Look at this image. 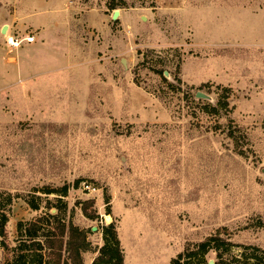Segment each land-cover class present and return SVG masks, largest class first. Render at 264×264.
Segmentation results:
<instances>
[{
	"label": "rangeland",
	"instance_id": "rangeland-1",
	"mask_svg": "<svg viewBox=\"0 0 264 264\" xmlns=\"http://www.w3.org/2000/svg\"><path fill=\"white\" fill-rule=\"evenodd\" d=\"M10 1L20 13L23 1ZM72 2L74 17L98 28L81 27L71 76L83 84L58 86L51 98L31 88L21 96L16 73L0 62V192L13 197L0 264L11 260L17 223L41 216L54 198L34 191L64 186L67 215L88 232L84 264L106 223L117 229L124 264H169L213 235L234 245L235 257L245 247L264 251V0ZM7 25L4 62L15 50L3 53L4 38L30 34L15 24L2 33ZM224 95L228 111L203 112ZM31 195L39 211L26 204ZM89 200L95 221L80 210ZM206 259L216 262L214 253Z\"/></svg>",
	"mask_w": 264,
	"mask_h": 264
},
{
	"label": "trees",
	"instance_id": "trees-1",
	"mask_svg": "<svg viewBox=\"0 0 264 264\" xmlns=\"http://www.w3.org/2000/svg\"><path fill=\"white\" fill-rule=\"evenodd\" d=\"M116 8L114 4L107 6L110 11ZM156 73L162 76L163 70H157ZM228 98V95L222 96L217 107L203 104V112L218 115L220 111H228ZM201 101L198 100V103ZM229 135L232 136L231 133ZM34 192H40L46 196L54 195V198L43 207L38 202L40 200L38 196L31 195L25 200L32 211H39L42 207L45 212L32 221L17 223V245L12 251L11 260L4 264H84L82 255L91 250V244L88 241V232L75 226L72 223V216L67 215V204L63 198L67 196L68 187L44 188ZM12 201L13 197L10 194L0 192L1 238L5 237V226L8 222ZM109 203L110 198L106 197L105 215L107 216L110 215ZM93 206L94 203L90 200L80 203V210L89 221L98 219ZM100 234L102 245L94 249L96 256L91 264H124V252L114 223L102 226ZM233 246L219 235H213L199 243L187 244L183 252L172 259L169 264H208L206 258L210 253L215 254L214 264H264L263 250L245 247L240 256L235 257L231 254Z\"/></svg>",
	"mask_w": 264,
	"mask_h": 264
},
{
	"label": "crops",
	"instance_id": "crops-1",
	"mask_svg": "<svg viewBox=\"0 0 264 264\" xmlns=\"http://www.w3.org/2000/svg\"><path fill=\"white\" fill-rule=\"evenodd\" d=\"M6 1H9L7 3ZM19 5L21 12L10 0H2L4 14L0 24H15L18 31L29 30L35 37L32 44L22 45L13 50V58L5 63V69H12L22 85L19 87L21 96L29 97L30 89L34 94L55 97L58 95V86H71L83 80L71 76L80 66L81 56V27L87 24L95 29L87 17H74L72 0H22ZM7 4V6L5 5ZM120 14L118 19L120 18ZM117 19V20H118ZM76 23H78L76 25ZM80 27L78 28V26ZM80 29V30H79ZM3 53L9 55L10 50L3 48ZM83 66V65H82ZM77 71V70H76ZM59 77V78H58ZM38 78V79H37ZM88 84V77L84 78ZM37 82V83H36ZM30 83H35L31 85ZM60 93V92H59ZM110 224V223H109ZM108 225V223L104 224ZM101 237V234H100ZM89 260L87 264H91ZM125 261V259H124Z\"/></svg>",
	"mask_w": 264,
	"mask_h": 264
},
{
	"label": "built area",
	"instance_id": "built-area-1",
	"mask_svg": "<svg viewBox=\"0 0 264 264\" xmlns=\"http://www.w3.org/2000/svg\"><path fill=\"white\" fill-rule=\"evenodd\" d=\"M34 41H35V37L32 33L22 37L6 36L4 38V48L10 50L18 49L22 45L32 44Z\"/></svg>",
	"mask_w": 264,
	"mask_h": 264
},
{
	"label": "water",
	"instance_id": "water-1",
	"mask_svg": "<svg viewBox=\"0 0 264 264\" xmlns=\"http://www.w3.org/2000/svg\"><path fill=\"white\" fill-rule=\"evenodd\" d=\"M118 16H119V11H114L112 13V16H111L112 17V21H116L118 19ZM5 31H6V27L3 28L2 33H4ZM196 98L204 99L205 96L203 94H201V93H197L196 94ZM93 230H95V229H93ZM209 264H214V263L210 262Z\"/></svg>",
	"mask_w": 264,
	"mask_h": 264
}]
</instances>
